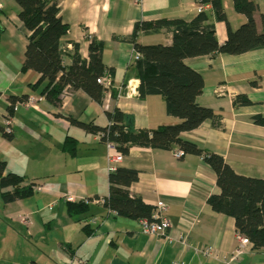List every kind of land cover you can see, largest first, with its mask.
<instances>
[{
    "label": "crops",
    "instance_id": "0c3cea01",
    "mask_svg": "<svg viewBox=\"0 0 264 264\" xmlns=\"http://www.w3.org/2000/svg\"><path fill=\"white\" fill-rule=\"evenodd\" d=\"M57 1L63 22L69 26L65 64L72 62L74 43L89 60V38L95 37L104 43L103 62L114 69L113 90L123 88L124 92L115 100L108 94L103 105L83 91L66 93L60 107L51 104L41 95L45 84L31 88L39 75L22 71L29 32L19 18L20 8L14 0H0V160L7 163L6 174L26 178L24 186L33 182L42 187L26 201L0 203V264H224L237 246L235 221L209 205V198L220 189L216 174L201 156L186 154L176 159L174 149L133 147L117 165L139 172V180L129 187L131 195L154 207L167 205L164 215L173 226L172 235L187 231L188 249L177 241L145 234L139 220L117 216L102 204H87L88 210L76 216L68 212L69 197L79 203L109 196L107 144L70 119L106 127L110 124L107 111L118 108L133 119L136 130L180 123L168 115L163 97L140 98L134 68L137 52L130 38L140 22L191 21L201 12V0ZM252 1L262 32L264 0ZM223 2L230 27L238 29L246 17L235 10L233 0ZM206 11L222 45L227 24L216 19L212 5ZM136 41L170 46L173 33L140 31ZM185 64L203 76L204 89L197 102L221 116L222 128L208 121L183 137L223 157L237 174L264 179V126L253 120L264 116V48L236 56L187 58ZM219 88L222 95L216 93ZM22 96L37 101L29 108L17 104L8 139L3 128L9 117V99ZM238 96L247 97L252 105H236ZM67 138L76 141L74 155L64 148ZM5 191L12 188L1 194ZM21 214L30 216V226L19 221ZM203 247L213 248L216 256L206 258L197 252ZM236 264H264V250L251 247Z\"/></svg>",
    "mask_w": 264,
    "mask_h": 264
},
{
    "label": "trees",
    "instance_id": "16d2710c",
    "mask_svg": "<svg viewBox=\"0 0 264 264\" xmlns=\"http://www.w3.org/2000/svg\"><path fill=\"white\" fill-rule=\"evenodd\" d=\"M20 8L19 18L29 32L22 71H34L39 75L32 89L45 84L41 91L51 104L60 107L66 93L85 92L94 102L103 105L105 97L111 94L113 100L117 93L108 89L101 79L108 77L113 84L114 69L103 62L104 43L90 37L89 60L84 59L79 45L74 43L72 62L65 64L69 55L65 38L69 26L63 22L61 8L57 0H14ZM211 4L218 21L226 22L227 38L220 45L215 25L207 11L199 12L191 21L183 19H160L153 22H140L135 25L130 41L139 55L134 68L140 80L139 96L163 97L167 113L181 121L175 125L160 126L154 130H136L133 119L118 108L108 110L110 124L99 127L70 119L74 124L94 134L101 135V142L112 143L116 151L127 156L133 147L155 150L180 148L184 155L201 156L217 177L219 194L212 195L208 203L213 211L230 216L235 221L237 234L249 239L255 250H264V179L250 178L237 174L217 154L206 152L196 143L183 137L184 133L194 131L205 122L222 128V118L213 110L202 107L197 99L203 93V76L185 64V59L200 56H236L264 48V28L258 31L255 20L257 6L252 0H233L235 10L244 15L247 21L233 30L227 19L223 0H202ZM264 26V19H263ZM162 30L173 33V43L165 45H142L136 41L140 31L157 33ZM73 43V42H72ZM29 96L10 97L9 119L18 103H24ZM236 105L251 106L245 96H238ZM258 125L264 126V116L253 118ZM12 133V132H11ZM3 136L10 139L12 134ZM65 150L76 153V141L67 138ZM7 163L0 160V189L12 188L1 194L2 201L9 204L34 195L36 185L31 182L24 186L26 178L16 173L6 174ZM139 180V172L127 168H117L109 173V196L105 207L117 214L133 220H152L156 207L146 204L140 196L131 195L129 187ZM88 205L68 202L71 216L85 213ZM29 264H38L31 261Z\"/></svg>",
    "mask_w": 264,
    "mask_h": 264
},
{
    "label": "built area",
    "instance_id": "2783aa9c",
    "mask_svg": "<svg viewBox=\"0 0 264 264\" xmlns=\"http://www.w3.org/2000/svg\"><path fill=\"white\" fill-rule=\"evenodd\" d=\"M202 1V0H201ZM211 4H203L200 3L199 10L206 11L207 8ZM139 55L136 53L135 59H138ZM101 83L105 85L106 88L113 90V84L110 78L105 77L100 80ZM117 93V99L123 95V88H118L114 90ZM217 94L222 95L223 89L219 88L216 91ZM36 98H29L27 101L24 102V105L29 108L36 103ZM4 130L6 133H11V120L9 118L6 119L4 123ZM97 137L100 139L101 135L96 134ZM108 147V171L109 173L114 172L117 169V165L122 161L123 156L116 151L115 145L112 143H107ZM173 155L176 159H181L184 156V152L180 148H176L173 151ZM42 190V187H35L34 191L39 192ZM68 201H72V198L69 197ZM86 204L96 203L105 205V200L96 199V200H83ZM167 210V205L164 203H159L152 215V220H140L142 225V231L149 236H157L164 238L167 242H174L177 241L183 244L187 249L190 248V244L188 243V232L184 230H179L178 236L175 237L173 234V226L167 216L164 215L165 211ZM19 221L24 224L25 226H30L32 224L30 216L28 214H21L19 216ZM237 246L234 251L224 260V264H236L239 262L240 256L247 252L249 248H251V243L248 238L245 236L237 234ZM201 255L206 258H213L216 256V252L213 248L203 247L197 250ZM174 264H181V263H174Z\"/></svg>",
    "mask_w": 264,
    "mask_h": 264
},
{
    "label": "rangeland",
    "instance_id": "374dc122",
    "mask_svg": "<svg viewBox=\"0 0 264 264\" xmlns=\"http://www.w3.org/2000/svg\"><path fill=\"white\" fill-rule=\"evenodd\" d=\"M30 198V197H28ZM28 198H25L24 200L26 201ZM2 202V196H1V189H0V203ZM1 210V209H0ZM19 213V212H18ZM22 213V212H21ZM1 214V213H0ZM8 235H9V232H8ZM1 238V237H0ZM27 247V246H26ZM3 251V247H0V252L2 253Z\"/></svg>",
    "mask_w": 264,
    "mask_h": 264
}]
</instances>
